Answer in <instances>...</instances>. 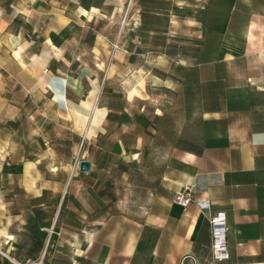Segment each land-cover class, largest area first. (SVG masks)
I'll return each mask as SVG.
<instances>
[{
	"label": "crops",
	"instance_id": "obj_1",
	"mask_svg": "<svg viewBox=\"0 0 264 264\" xmlns=\"http://www.w3.org/2000/svg\"><path fill=\"white\" fill-rule=\"evenodd\" d=\"M158 11L199 44L135 54L136 0H0V264H264V0Z\"/></svg>",
	"mask_w": 264,
	"mask_h": 264
},
{
	"label": "rangeland",
	"instance_id": "obj_2",
	"mask_svg": "<svg viewBox=\"0 0 264 264\" xmlns=\"http://www.w3.org/2000/svg\"><path fill=\"white\" fill-rule=\"evenodd\" d=\"M160 0H136V7L140 14L134 20L133 30L129 31L133 39L132 51L135 54L144 51L155 55L164 46L167 50H183L184 46H197L199 39L194 35L176 34L166 30L167 20L164 15H159L158 5ZM167 41V45H165ZM115 47L113 49H117Z\"/></svg>",
	"mask_w": 264,
	"mask_h": 264
},
{
	"label": "built area",
	"instance_id": "obj_3",
	"mask_svg": "<svg viewBox=\"0 0 264 264\" xmlns=\"http://www.w3.org/2000/svg\"><path fill=\"white\" fill-rule=\"evenodd\" d=\"M113 48L117 47V44H112ZM81 143L79 144L78 152L73 156L71 164H70V176H72L75 172L80 169V162L83 160L81 154L79 153ZM191 192L190 188L186 186L180 192H176L174 195V201L185 207L191 202ZM196 205L199 208H207L208 202L207 200H197ZM211 225L213 230V241H212V250L213 255L216 260H222L227 256L226 252V240H225V214L224 212H218L215 216L211 218ZM0 238V243H1ZM0 254L5 256V253L2 251L0 247ZM12 259V258H11ZM184 259V258H183Z\"/></svg>",
	"mask_w": 264,
	"mask_h": 264
},
{
	"label": "water",
	"instance_id": "obj_4",
	"mask_svg": "<svg viewBox=\"0 0 264 264\" xmlns=\"http://www.w3.org/2000/svg\"><path fill=\"white\" fill-rule=\"evenodd\" d=\"M89 168V162L88 161H85V160H82L80 162V169L85 171Z\"/></svg>",
	"mask_w": 264,
	"mask_h": 264
}]
</instances>
